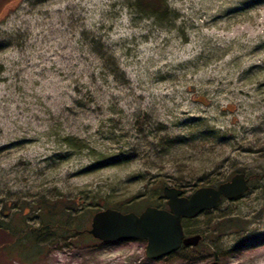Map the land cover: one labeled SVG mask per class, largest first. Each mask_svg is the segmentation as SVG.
Masks as SVG:
<instances>
[{
    "label": "rangeland",
    "instance_id": "1",
    "mask_svg": "<svg viewBox=\"0 0 264 264\" xmlns=\"http://www.w3.org/2000/svg\"><path fill=\"white\" fill-rule=\"evenodd\" d=\"M166 2L0 0V212L61 199L89 229L95 209L167 208L164 186L244 172L248 192L184 219L203 240L163 258L72 236L26 262L0 231V264H264V0Z\"/></svg>",
    "mask_w": 264,
    "mask_h": 264
},
{
    "label": "water",
    "instance_id": "2",
    "mask_svg": "<svg viewBox=\"0 0 264 264\" xmlns=\"http://www.w3.org/2000/svg\"><path fill=\"white\" fill-rule=\"evenodd\" d=\"M249 188L250 180L244 172L234 174L217 186L197 187L189 195L176 186H164L162 193L167 199V208L150 205L138 214L105 207L93 214L88 232L103 243L146 241V257L163 258L181 246L195 247L203 239L200 233L185 235L184 218L193 219L202 212L218 208L223 198H240ZM209 264L221 263L213 260Z\"/></svg>",
    "mask_w": 264,
    "mask_h": 264
},
{
    "label": "trees",
    "instance_id": "3",
    "mask_svg": "<svg viewBox=\"0 0 264 264\" xmlns=\"http://www.w3.org/2000/svg\"><path fill=\"white\" fill-rule=\"evenodd\" d=\"M135 4L141 12H148L152 16H164L169 8L166 0H136ZM213 184L215 183H209ZM31 208L33 215L21 214V208L17 210L18 215H14L17 216L14 222L13 219L6 220L9 213L0 212V231L13 238L9 248L16 250L20 258L26 262L38 257L50 241L59 240L61 237H81L94 242L97 240L88 232L87 221L84 219L91 213L83 207L66 205L61 199L46 200L42 197L38 198L37 204ZM97 211L99 209H95V212ZM33 218L37 220V224L28 222Z\"/></svg>",
    "mask_w": 264,
    "mask_h": 264
},
{
    "label": "flooded vegetation",
    "instance_id": "4",
    "mask_svg": "<svg viewBox=\"0 0 264 264\" xmlns=\"http://www.w3.org/2000/svg\"><path fill=\"white\" fill-rule=\"evenodd\" d=\"M223 199H224V198H223ZM221 201H222V200H221ZM221 201H220V202H221ZM184 219H189V218H184ZM184 219H183V221H184ZM183 221H182V223H183ZM182 226H183V225H182ZM184 232H185V235H191V234H187L186 231H185V229H184ZM196 233H197V232H196ZM193 234H195V233H193ZM202 240H203V239H202ZM202 240H201V241H202ZM201 241H200V242H201ZM200 242H199V244H200ZM181 247H184V248H185V246H181ZM181 247H180V248H181ZM187 247H188V246H187ZM180 248H179V249H180Z\"/></svg>",
    "mask_w": 264,
    "mask_h": 264
}]
</instances>
